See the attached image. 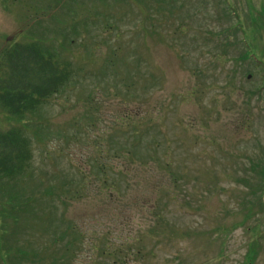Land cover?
Returning a JSON list of instances; mask_svg holds the SVG:
<instances>
[{
	"label": "rangeland",
	"instance_id": "374dc122",
	"mask_svg": "<svg viewBox=\"0 0 264 264\" xmlns=\"http://www.w3.org/2000/svg\"><path fill=\"white\" fill-rule=\"evenodd\" d=\"M32 39L73 76L28 119L0 106L32 150L0 177V264H201L221 246L220 264H264V0H0V60ZM109 140L135 160L111 197L91 173Z\"/></svg>",
	"mask_w": 264,
	"mask_h": 264
},
{
	"label": "trees",
	"instance_id": "16d2710c",
	"mask_svg": "<svg viewBox=\"0 0 264 264\" xmlns=\"http://www.w3.org/2000/svg\"><path fill=\"white\" fill-rule=\"evenodd\" d=\"M59 55L55 51L44 49L39 41L35 39L25 43L14 42L6 47L0 60V106L11 116L23 121L26 118L28 119L29 114L34 113L41 103L64 89L73 76V69L71 61L63 59ZM125 121H128V119ZM23 130L22 127L17 126L0 131L1 178L12 181L17 180L19 176L25 174L31 162L30 141L23 134ZM137 134L142 136V132ZM114 147V142L109 140L106 148L107 155L105 156L108 161L102 160L100 162L101 168L91 171L98 182L97 189L101 191L103 189L108 190L107 197H111L113 194H121L120 178L118 177L123 174L128 179L130 167L135 164L134 158L129 156L130 152H123L121 148H118L114 149L115 152L113 153L111 150ZM100 155L102 154L100 153ZM114 159H119L124 165L118 166L113 161ZM138 165L147 166L144 164ZM165 166L164 164L162 167L164 170ZM263 173L264 169L261 170V174ZM149 207L152 208V204ZM152 215L157 216L158 221L160 220L158 212ZM243 221L245 219L229 224V227L228 225L216 226L215 233L226 237L228 236L226 232L231 227ZM222 241L225 243L224 239ZM250 249L254 251V246ZM137 251V249H134L135 253L133 255L135 257L140 255V252ZM248 256L247 262H242V264L253 263V254L250 255V252H248ZM21 257L22 255L19 258ZM223 257L224 246H221L220 252L205 259L201 264H220Z\"/></svg>",
	"mask_w": 264,
	"mask_h": 264
}]
</instances>
